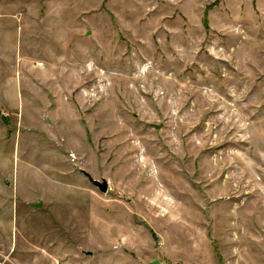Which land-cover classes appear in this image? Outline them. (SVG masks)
I'll list each match as a JSON object with an SVG mask.
<instances>
[{
  "label": "rangeland",
  "instance_id": "obj_1",
  "mask_svg": "<svg viewBox=\"0 0 264 264\" xmlns=\"http://www.w3.org/2000/svg\"><path fill=\"white\" fill-rule=\"evenodd\" d=\"M0 135L22 264H264V0H0Z\"/></svg>",
  "mask_w": 264,
  "mask_h": 264
},
{
  "label": "crops",
  "instance_id": "obj_2",
  "mask_svg": "<svg viewBox=\"0 0 264 264\" xmlns=\"http://www.w3.org/2000/svg\"><path fill=\"white\" fill-rule=\"evenodd\" d=\"M4 183H5V178L0 174V254L3 255L4 257L7 256V258L10 261L15 260L18 262L20 258L21 261L20 264H22L26 259H28V261L31 262L29 255L25 253L27 251V250L25 251V249L28 248L26 244L27 241L26 236L20 238L21 243L24 244L26 247L17 248L16 246L18 244L17 239L19 240V237H17L19 233L17 232V228L13 226V217H14V200L12 197L13 186L12 184L7 185L6 183L5 184ZM13 233L15 235L14 237H13ZM27 262L26 264H28Z\"/></svg>",
  "mask_w": 264,
  "mask_h": 264
},
{
  "label": "water",
  "instance_id": "obj_3",
  "mask_svg": "<svg viewBox=\"0 0 264 264\" xmlns=\"http://www.w3.org/2000/svg\"><path fill=\"white\" fill-rule=\"evenodd\" d=\"M158 126V125H156ZM89 179V181L94 184L100 191L105 192L107 190V181L105 179H102L101 181H98L96 179H93L88 173L85 171L83 172ZM40 205V202L34 203V207H38Z\"/></svg>",
  "mask_w": 264,
  "mask_h": 264
},
{
  "label": "built area",
  "instance_id": "obj_4",
  "mask_svg": "<svg viewBox=\"0 0 264 264\" xmlns=\"http://www.w3.org/2000/svg\"><path fill=\"white\" fill-rule=\"evenodd\" d=\"M0 264H3V263H0Z\"/></svg>",
  "mask_w": 264,
  "mask_h": 264
}]
</instances>
